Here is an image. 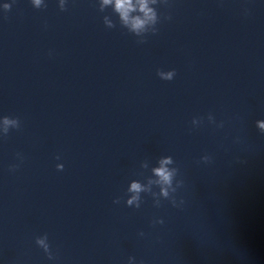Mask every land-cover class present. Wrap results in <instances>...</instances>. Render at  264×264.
I'll return each mask as SVG.
<instances>
[{
    "label": "clouds",
    "instance_id": "clouds-1",
    "mask_svg": "<svg viewBox=\"0 0 264 264\" xmlns=\"http://www.w3.org/2000/svg\"><path fill=\"white\" fill-rule=\"evenodd\" d=\"M39 2V0H37V3ZM104 3H111V0H104ZM132 9V3L131 0H116V10L119 11L121 13L122 18L124 19L125 22L128 21V12ZM140 9L141 11L145 12V14L147 15L148 13L151 12L150 9L147 8V0H140ZM61 10H64L63 7V0H62V7ZM151 18V17H150ZM145 21L141 20L140 18H135L132 21V28L133 29H140L143 27ZM139 42H143V41H139ZM171 73H169V78H171ZM5 123H8V121L6 120ZM204 162H208L210 157L205 155L201 158ZM171 162L170 160H164L161 162V164H165V163H169ZM178 171V170H177ZM156 174L161 178V180L166 183V184H171V180H172V173H170L166 168H164L163 166L160 168L155 169ZM183 184L182 180H179L177 182V189L180 188ZM177 189H173V191H177ZM140 189V185L137 183H133L131 186V191L133 192H139ZM135 199V197H134ZM114 203H119V200L114 201ZM129 203H131V201H129ZM171 203L173 204V206L175 207H179L183 204V201L181 200L179 203H177L176 199H173L171 201ZM156 206H160V202L157 201L155 203ZM140 206L137 205V208H139ZM154 223L157 224H163L164 221L163 219H158L155 220ZM142 234V233H141Z\"/></svg>",
    "mask_w": 264,
    "mask_h": 264
}]
</instances>
